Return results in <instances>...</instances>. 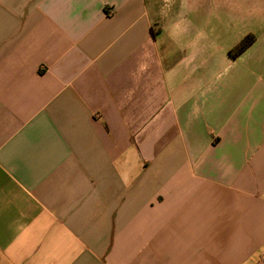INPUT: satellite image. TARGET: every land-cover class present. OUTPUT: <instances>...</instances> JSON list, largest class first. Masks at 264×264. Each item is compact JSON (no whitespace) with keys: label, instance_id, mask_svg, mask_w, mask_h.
Segmentation results:
<instances>
[{"label":"crops","instance_id":"0c3cea01","mask_svg":"<svg viewBox=\"0 0 264 264\" xmlns=\"http://www.w3.org/2000/svg\"><path fill=\"white\" fill-rule=\"evenodd\" d=\"M258 4L226 39L157 0H0V264H260Z\"/></svg>","mask_w":264,"mask_h":264},{"label":"rangeland","instance_id":"374dc122","mask_svg":"<svg viewBox=\"0 0 264 264\" xmlns=\"http://www.w3.org/2000/svg\"><path fill=\"white\" fill-rule=\"evenodd\" d=\"M258 1L260 0H157V3L159 9L169 16L176 14L178 10L187 20L205 17L213 21L210 24L211 30L228 39L246 33L247 26L260 15Z\"/></svg>","mask_w":264,"mask_h":264},{"label":"trees","instance_id":"16d2710c","mask_svg":"<svg viewBox=\"0 0 264 264\" xmlns=\"http://www.w3.org/2000/svg\"><path fill=\"white\" fill-rule=\"evenodd\" d=\"M254 41V36L249 34L246 35L233 49L229 51L231 56H236L244 51L252 42Z\"/></svg>","mask_w":264,"mask_h":264},{"label":"built area","instance_id":"2783aa9c","mask_svg":"<svg viewBox=\"0 0 264 264\" xmlns=\"http://www.w3.org/2000/svg\"><path fill=\"white\" fill-rule=\"evenodd\" d=\"M260 264H264V258L260 260Z\"/></svg>","mask_w":264,"mask_h":264}]
</instances>
